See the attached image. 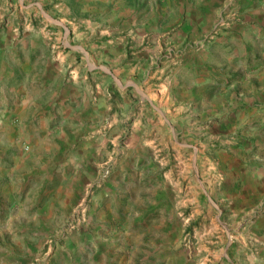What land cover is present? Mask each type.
Masks as SVG:
<instances>
[{
  "label": "rangeland",
  "instance_id": "obj_1",
  "mask_svg": "<svg viewBox=\"0 0 264 264\" xmlns=\"http://www.w3.org/2000/svg\"><path fill=\"white\" fill-rule=\"evenodd\" d=\"M0 264H264V0H0Z\"/></svg>",
  "mask_w": 264,
  "mask_h": 264
},
{
  "label": "crops",
  "instance_id": "obj_2",
  "mask_svg": "<svg viewBox=\"0 0 264 264\" xmlns=\"http://www.w3.org/2000/svg\"><path fill=\"white\" fill-rule=\"evenodd\" d=\"M162 100H163V98H162ZM166 100H167V99H166ZM164 102H166V104H167L168 100H167V101H164ZM149 105H150V106H152V105H153L151 100L149 101ZM165 122H167V123H168L169 121H167V119H165Z\"/></svg>",
  "mask_w": 264,
  "mask_h": 264
}]
</instances>
